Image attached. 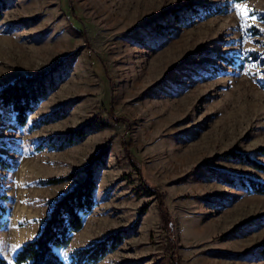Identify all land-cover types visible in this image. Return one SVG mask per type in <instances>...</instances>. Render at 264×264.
I'll list each match as a JSON object with an SVG mask.
<instances>
[{
	"label": "rangeland",
	"instance_id": "1",
	"mask_svg": "<svg viewBox=\"0 0 264 264\" xmlns=\"http://www.w3.org/2000/svg\"><path fill=\"white\" fill-rule=\"evenodd\" d=\"M189 3L194 14L166 12ZM237 3L256 19L242 22ZM263 14L264 0H1L0 86L64 63L23 126L0 116V253L13 264L82 178L70 174L108 142L97 203L58 249L66 261L131 227L93 264H264V193L224 175L264 181V170L220 157L264 162ZM90 119L84 138L60 145L59 132Z\"/></svg>",
	"mask_w": 264,
	"mask_h": 264
},
{
	"label": "trees",
	"instance_id": "2",
	"mask_svg": "<svg viewBox=\"0 0 264 264\" xmlns=\"http://www.w3.org/2000/svg\"><path fill=\"white\" fill-rule=\"evenodd\" d=\"M202 5L206 8L210 7V5ZM215 9V13L219 11V9ZM181 10L194 14L197 8L189 3L182 7H172L166 12L174 19H179L181 14H178V12L183 13ZM166 12L164 11V13ZM262 18L264 19V14ZM63 63V60H57L45 70L32 74H21L2 84L0 86V116H3V110L5 109L14 115L18 125L23 126L27 122L29 114L56 86L55 73H59ZM56 111L58 109L55 110V115H59ZM65 111L61 113L64 114ZM93 123L94 120L90 119L74 128L59 132L57 135L61 139L60 145H69L81 140L89 133ZM0 141H2V138H0ZM49 143H53V141H49ZM258 150L264 152V147H258ZM108 151V142H105L98 151L89 154L84 165L70 174L71 176L82 175V178L53 200L49 214L42 219L43 224L40 231L16 250L13 256V264H93L103 259L107 253L122 243L123 239L129 234L131 227L110 231L89 244L76 247L72 250L68 261L58 252L59 248L69 244L73 234L82 227L85 215L89 214L97 203L95 191L98 176L95 169L105 163ZM220 157L231 158L256 169L264 170V162L255 159L247 152L228 150L220 154ZM0 164L9 166L7 157L1 153ZM224 175L225 180L228 182H237L246 189L264 193L263 180L227 172ZM53 179L50 178L49 181H53ZM144 183L150 190H155V187L151 184H146L145 181ZM158 196L161 197L160 191ZM7 198L8 194L0 191V226L6 211L5 200ZM160 204L163 207L162 201ZM163 212V216L167 218L169 214L166 211ZM0 264L12 263L0 253ZM174 264H178V262Z\"/></svg>",
	"mask_w": 264,
	"mask_h": 264
},
{
	"label": "snow or ice",
	"instance_id": "3",
	"mask_svg": "<svg viewBox=\"0 0 264 264\" xmlns=\"http://www.w3.org/2000/svg\"><path fill=\"white\" fill-rule=\"evenodd\" d=\"M235 11L237 12L242 22L246 23L249 19L251 20L256 19L255 10L251 9L246 4H241V3L235 4ZM249 14H251V16Z\"/></svg>",
	"mask_w": 264,
	"mask_h": 264
}]
</instances>
